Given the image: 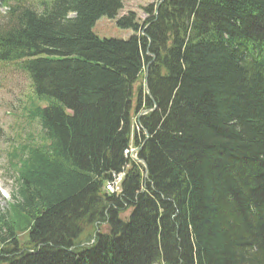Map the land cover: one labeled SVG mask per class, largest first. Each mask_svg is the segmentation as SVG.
I'll return each mask as SVG.
<instances>
[{
	"label": "trees",
	"instance_id": "1",
	"mask_svg": "<svg viewBox=\"0 0 264 264\" xmlns=\"http://www.w3.org/2000/svg\"><path fill=\"white\" fill-rule=\"evenodd\" d=\"M0 7V70L47 102L28 108L41 134L12 153L0 264H264V0H165L143 30L118 20L127 41L93 33L122 0ZM142 104L157 108L132 133Z\"/></svg>",
	"mask_w": 264,
	"mask_h": 264
},
{
	"label": "rangeland",
	"instance_id": "2",
	"mask_svg": "<svg viewBox=\"0 0 264 264\" xmlns=\"http://www.w3.org/2000/svg\"><path fill=\"white\" fill-rule=\"evenodd\" d=\"M158 2L155 0H122L124 8L120 11L119 17L117 19L102 17L94 26L93 33L101 40L127 41L135 34L131 29L121 28L118 25V20L133 13L140 25V30H143L147 20L153 16L148 15L144 9L151 5L156 7ZM6 12V8L0 7V15H5ZM139 86H142V84L140 83ZM144 88L146 87L144 86ZM136 101L137 99H135L134 104ZM31 103L33 109L37 106L44 107L47 105V102L40 101L35 97L31 79L26 73L14 65L2 68L0 70V204L5 211L8 208V204L14 203L15 199L19 198L18 172L15 167L17 160H12V153L15 148L21 145H28L31 142L29 140L30 134L37 139V135L42 132L39 120L31 119L28 110ZM132 124V133L139 132L137 115H134ZM134 153L135 150L130 152L132 156H134ZM136 153L135 157H138ZM106 228V224H103L101 228L99 227L100 230H96L95 234L102 231L106 233ZM20 235V241L26 242L27 236L24 234Z\"/></svg>",
	"mask_w": 264,
	"mask_h": 264
},
{
	"label": "water",
	"instance_id": "3",
	"mask_svg": "<svg viewBox=\"0 0 264 264\" xmlns=\"http://www.w3.org/2000/svg\"><path fill=\"white\" fill-rule=\"evenodd\" d=\"M165 0H162V2H161V4L164 2ZM160 6V5H159ZM75 16V15H74ZM148 72H149V65H148V67H147V74H146V77H145V87H146V92H147V94L149 95V97L151 98V99H153L152 98V95H151V93H150V91H149V89H148V87H147V84H148ZM156 108V107H155ZM153 109V110H147V111H145L143 114H140L139 115V119H138V123H139V121H140V119L142 118V116L144 115V114H149V113H151V112H154L156 109ZM145 134H146V136H147V138L149 137V133L147 132V131H145ZM145 167H146V172H147V166H146V164H145Z\"/></svg>",
	"mask_w": 264,
	"mask_h": 264
},
{
	"label": "built area",
	"instance_id": "4",
	"mask_svg": "<svg viewBox=\"0 0 264 264\" xmlns=\"http://www.w3.org/2000/svg\"><path fill=\"white\" fill-rule=\"evenodd\" d=\"M131 151H126V154L129 155ZM123 175H120L117 177L112 183L109 184V188L112 190H118L119 189V184L121 181Z\"/></svg>",
	"mask_w": 264,
	"mask_h": 264
},
{
	"label": "flooded vegetation",
	"instance_id": "5",
	"mask_svg": "<svg viewBox=\"0 0 264 264\" xmlns=\"http://www.w3.org/2000/svg\"><path fill=\"white\" fill-rule=\"evenodd\" d=\"M144 106H143V104L141 105V109L139 110V113H143L144 112V108H143Z\"/></svg>",
	"mask_w": 264,
	"mask_h": 264
}]
</instances>
